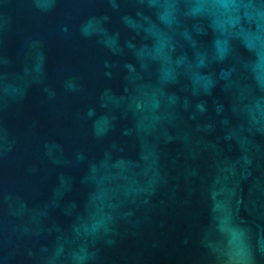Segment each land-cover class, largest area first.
<instances>
[{"label":"water","instance_id":"95a60500","mask_svg":"<svg viewBox=\"0 0 264 264\" xmlns=\"http://www.w3.org/2000/svg\"><path fill=\"white\" fill-rule=\"evenodd\" d=\"M74 254L264 264V0H0V264Z\"/></svg>","mask_w":264,"mask_h":264},{"label":"clouds","instance_id":"9594fccd","mask_svg":"<svg viewBox=\"0 0 264 264\" xmlns=\"http://www.w3.org/2000/svg\"><path fill=\"white\" fill-rule=\"evenodd\" d=\"M218 48H219L221 55H223L225 49L223 47L219 46V42H218ZM73 258H74V260H76L78 262V264H80V262H82L86 257L79 255V254H74Z\"/></svg>","mask_w":264,"mask_h":264}]
</instances>
